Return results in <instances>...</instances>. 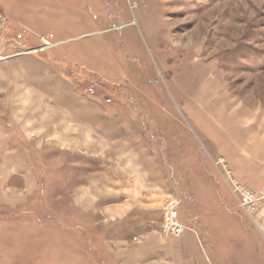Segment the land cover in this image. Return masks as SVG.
<instances>
[{"label":"rangeland","instance_id":"obj_1","mask_svg":"<svg viewBox=\"0 0 264 264\" xmlns=\"http://www.w3.org/2000/svg\"><path fill=\"white\" fill-rule=\"evenodd\" d=\"M0 25L74 113L56 129V90L0 86V264H97L98 210L133 192L159 198L160 232L167 202L183 232L202 217L213 264H264L229 186H264V0H5ZM242 240L253 260L228 262Z\"/></svg>","mask_w":264,"mask_h":264},{"label":"crops","instance_id":"obj_2","mask_svg":"<svg viewBox=\"0 0 264 264\" xmlns=\"http://www.w3.org/2000/svg\"><path fill=\"white\" fill-rule=\"evenodd\" d=\"M0 3H5V0H0ZM5 50L6 48H3V53L8 57L0 62V86L3 87V80L10 77L19 79L20 89L28 86L38 90L42 97L46 88L56 90L59 97L56 95L52 103L47 105L51 106L47 119L57 122L54 124L56 129L61 128L60 121L64 123L73 119V116H69L74 113H65L71 109L68 98L61 95L62 88L65 84L67 86V78L64 75L58 76L46 62L34 54L14 52L11 55V50ZM21 133L25 137V132ZM27 142L29 143V140ZM250 175H246V183H257V180L252 181ZM258 183H261V179ZM158 199L149 196L144 200L138 193L133 192L131 199L125 200L124 203H102L97 215V264H213L203 242L204 233H209L212 227L204 223L202 217H197L194 226L187 222L185 231L178 237L161 234L162 207L158 206ZM88 216L90 215L87 214L86 219ZM251 217L255 236L259 239L260 235L264 239V197L259 200ZM226 222V229L234 230V219L228 218ZM206 243L210 245L213 256L217 257L215 242L205 240ZM246 243L244 240L236 245L232 243L231 255L227 256L228 262L253 260Z\"/></svg>","mask_w":264,"mask_h":264},{"label":"built area","instance_id":"obj_3","mask_svg":"<svg viewBox=\"0 0 264 264\" xmlns=\"http://www.w3.org/2000/svg\"><path fill=\"white\" fill-rule=\"evenodd\" d=\"M1 29L2 26L0 25V61L5 59L1 47V40H2ZM17 37L19 38L21 36L18 35ZM40 41L42 45L38 49L52 45V43L47 37H41ZM32 50L36 51L37 48ZM222 161L223 160H220V162ZM229 186L231 187L232 192L237 197L241 208L244 210V212L247 215L251 216L256 209V202L260 200L262 197H264V186L260 190V192L256 194L255 192L251 191L246 186H244L242 183H240L236 178L230 176H229ZM177 204L178 203L175 201L167 202L165 204L164 217L161 225V232L165 235L168 234L173 236H180L184 230V226L178 221V214L176 209Z\"/></svg>","mask_w":264,"mask_h":264},{"label":"bare ground","instance_id":"obj_4","mask_svg":"<svg viewBox=\"0 0 264 264\" xmlns=\"http://www.w3.org/2000/svg\"><path fill=\"white\" fill-rule=\"evenodd\" d=\"M200 74V78L203 76L201 73H197V75H199ZM194 77V76H193Z\"/></svg>","mask_w":264,"mask_h":264}]
</instances>
